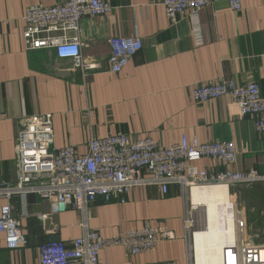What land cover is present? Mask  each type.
Returning a JSON list of instances; mask_svg holds the SVG:
<instances>
[{
    "label": "crops",
    "instance_id": "crops-1",
    "mask_svg": "<svg viewBox=\"0 0 264 264\" xmlns=\"http://www.w3.org/2000/svg\"><path fill=\"white\" fill-rule=\"evenodd\" d=\"M100 1L113 11L81 21V50L101 69L82 79L70 61L57 59L52 51L24 48L26 9L50 7L54 0H0V184L15 182V140L24 119L47 114L52 116V149L71 147L82 155L91 138L108 134L151 139L168 148L184 135L204 144L235 145L236 165L201 160L194 164L198 169L211 175L225 170L264 175V135L255 132L254 118L242 117L225 99L194 103L190 98L193 88L220 78L237 86L256 84L264 97V0H241L238 13L225 1L203 9L199 45L189 21L171 25L159 0ZM131 37L142 41L141 52L120 74L109 73L108 41ZM214 193L193 190L192 205L201 198L211 202ZM4 204L0 201V207ZM11 206L25 245L8 251L0 235V264H39V249L48 241L69 245L82 234L83 216L76 210L47 216L49 204L33 195L14 197ZM40 215L47 218L40 221ZM86 220L103 239L141 230L145 222L173 234L148 254L104 250L99 258L105 264H185L184 206L177 186L166 195L152 187L135 189L124 205L97 201Z\"/></svg>",
    "mask_w": 264,
    "mask_h": 264
},
{
    "label": "built area",
    "instance_id": "built-area-1",
    "mask_svg": "<svg viewBox=\"0 0 264 264\" xmlns=\"http://www.w3.org/2000/svg\"><path fill=\"white\" fill-rule=\"evenodd\" d=\"M50 7L31 6L26 9L23 22V45L27 51L49 50L59 60L70 61L82 79L101 69L82 55L81 21L84 18L104 17L113 11L100 0H54ZM225 1L233 13L241 11V0H159L171 25L187 19L196 44L201 43L200 12ZM1 38V34H0ZM110 54L108 71L120 74L129 61L143 48L137 37L113 38L108 41ZM194 103L225 99L229 107L242 117L254 118V130L264 135V97L256 84L237 86L220 78L192 89ZM0 117V126H1ZM52 116L38 115L24 119L15 140L17 173L13 184H0V235L5 249L17 251L25 245L20 220L15 217L11 201L14 197H38L49 204V215L55 216L69 209L82 213V234L69 245L50 240L39 249V264H105L100 253L110 248H121L131 256L151 253L159 243L173 239L164 228H153L148 222L141 230L130 231L111 239H103L89 229L86 212L97 201L126 203L127 196L138 188H157L166 195L171 186L180 190L184 206L185 264H195L193 223L190 215L193 189L212 186L250 185L264 182V175L225 170L215 175L198 169L194 164L208 160L227 166L237 163L233 142L199 143L181 136L177 144L164 148L151 139L132 140L124 134H108L91 138L85 154L73 148L52 149ZM46 215L37 218L43 221ZM191 230V231H190ZM191 232V233H190ZM191 236V237H190ZM264 245L247 239L246 220L234 207L232 240L219 252V264H264Z\"/></svg>",
    "mask_w": 264,
    "mask_h": 264
},
{
    "label": "rangeland",
    "instance_id": "rangeland-1",
    "mask_svg": "<svg viewBox=\"0 0 264 264\" xmlns=\"http://www.w3.org/2000/svg\"><path fill=\"white\" fill-rule=\"evenodd\" d=\"M210 190H215L211 202L208 198H201L193 204L197 208L190 215V219H194L195 264H219L220 249L232 240L234 207L245 217L247 239L264 245V182Z\"/></svg>",
    "mask_w": 264,
    "mask_h": 264
},
{
    "label": "bare ground",
    "instance_id": "bare-ground-1",
    "mask_svg": "<svg viewBox=\"0 0 264 264\" xmlns=\"http://www.w3.org/2000/svg\"><path fill=\"white\" fill-rule=\"evenodd\" d=\"M216 187H225V186H212V187H205V188H196V189H193V190H197V189H198V190H201V189H210V188H216ZM193 190H192V191H193ZM193 206H195V205H193ZM195 207H196V206H195ZM196 208H197V207H196ZM188 223H189V222H187V224H188ZM187 224H186V226H188ZM187 228H188V227H187ZM261 255H262V258L264 259V250L262 251Z\"/></svg>",
    "mask_w": 264,
    "mask_h": 264
}]
</instances>
